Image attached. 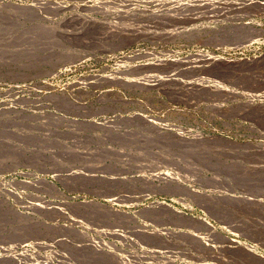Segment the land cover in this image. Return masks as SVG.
Returning <instances> with one entry per match:
<instances>
[{
	"label": "rangeland",
	"instance_id": "rangeland-1",
	"mask_svg": "<svg viewBox=\"0 0 264 264\" xmlns=\"http://www.w3.org/2000/svg\"><path fill=\"white\" fill-rule=\"evenodd\" d=\"M0 264H264V0H0Z\"/></svg>",
	"mask_w": 264,
	"mask_h": 264
}]
</instances>
